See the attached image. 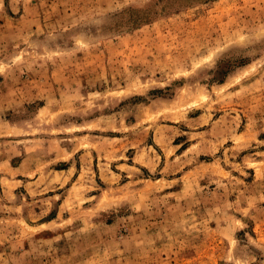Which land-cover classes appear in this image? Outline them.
I'll use <instances>...</instances> for the list:
<instances>
[{"label":"rangeland","instance_id":"rangeland-1","mask_svg":"<svg viewBox=\"0 0 264 264\" xmlns=\"http://www.w3.org/2000/svg\"><path fill=\"white\" fill-rule=\"evenodd\" d=\"M0 264H264V0H0Z\"/></svg>","mask_w":264,"mask_h":264}]
</instances>
